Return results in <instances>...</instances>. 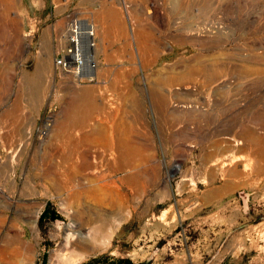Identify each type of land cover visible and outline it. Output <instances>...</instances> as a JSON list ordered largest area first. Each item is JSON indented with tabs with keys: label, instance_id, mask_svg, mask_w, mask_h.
I'll return each mask as SVG.
<instances>
[{
	"label": "rangeland",
	"instance_id": "obj_1",
	"mask_svg": "<svg viewBox=\"0 0 264 264\" xmlns=\"http://www.w3.org/2000/svg\"><path fill=\"white\" fill-rule=\"evenodd\" d=\"M73 19L98 30L94 80L73 85L96 89L99 122L131 120L111 137L137 153L77 198L48 179L84 169L55 131ZM0 190V264L67 259L68 235L99 217L109 237L64 264H264V0H0Z\"/></svg>",
	"mask_w": 264,
	"mask_h": 264
},
{
	"label": "bare ground",
	"instance_id": "obj_2",
	"mask_svg": "<svg viewBox=\"0 0 264 264\" xmlns=\"http://www.w3.org/2000/svg\"><path fill=\"white\" fill-rule=\"evenodd\" d=\"M155 11H156V9H155ZM81 24H82L84 30L85 29L87 30L88 29V26L90 25L89 23H86L84 21ZM93 26H94V29H95L96 34H97V32H98L97 25L93 24ZM99 33H100V31H99ZM94 52L96 53L97 50L95 51L94 49H90V51H88L86 53V60H87V64L88 65L95 58L94 57ZM92 74H93V71H92ZM190 89H192V86L191 87L188 86L186 88V90H190ZM92 138H94V137H92ZM94 139H96V138H94ZM235 139H237V138H235ZM249 141L250 140H248V142ZM255 141H257V140H255ZM113 143H114L113 140H111V143L110 142L109 143H106L101 148H98V149H102V150L101 151L99 150L100 152L99 153H96L95 155H93L90 152L91 150H88L86 152V150H85L84 147H83L84 148L83 150H77L74 147H72L73 149L71 148L72 150H70V153L69 154L67 153L68 155L64 156L65 157V160L67 159L68 161L71 162L72 159L73 160L76 159V158H74L75 155H79L77 157L80 158V154H81V157H82V160H83V163H84V165H83L84 167L83 168L85 169V170L82 169V171H84V173L82 171H79L78 170V168L80 167V166L79 167L77 166L78 165L77 164L78 162L77 163L75 162L76 165L73 164L74 162H72V164H70L71 167L69 165H67L70 168L68 170L64 171V172H66V175H64V174H61V176H58L56 174H54L52 176L49 175V178H48L49 181L52 183V185L54 186V188H57V189H60V190L63 189L65 191L67 190V191H69V193H70V191H72L73 192V196L76 197V198L78 196H80L81 194H86V195L87 194H90V196H96L95 194H97L98 191H102V192L104 191L105 192V190H107L106 189L107 187L109 188L110 186L116 185L115 184L116 181L115 182L114 181H112V182L109 181V182H106V183H103V184H99L103 179H106L104 173L106 171H111L112 172V171H114L116 169H119V170L120 169L121 170L125 169L126 166H128V164H129L128 160L130 158V155L131 156H134V155L137 154L136 152H134V150L132 152H130L129 149L126 148L125 146L115 147L113 145ZM242 143L243 142H240V141H237V142H234V143L228 142L227 143V146H228L227 148H231L232 147V148H234L235 150H238V151H246V150L250 149L249 144L247 145V144H244L243 143L244 144L243 145ZM256 143H258V142H256ZM258 144H260V143H258ZM54 148H55V146H54ZM80 149H81V147H80ZM247 153L249 155L250 151L247 152ZM252 153H253V151H252ZM254 155H255V159H256V156L257 155L256 154H254ZM64 157H63V159H64ZM245 157L246 158H244L243 156L242 157L231 156V157H229L227 159V161L222 162V165L223 166H227V165H232L233 163H236V162L241 161V160H245L246 161L247 156H245ZM133 158H135V156ZM250 159L252 160V158H250ZM63 161L60 164H63ZM68 161H66V163ZM247 161L249 163V159H247ZM105 162H107V164ZM66 163H64V164H66ZM250 163H253V162H250ZM67 164H69V163H67ZM103 164H105L104 168H102ZM250 166H251V164H250ZM99 168L102 171L98 175H96V172H98V169ZM92 169H94L95 171L92 172L91 171ZM46 176H48V175H46ZM95 187H99V188H95ZM109 192H111V191H109ZM71 195H72V193H71ZM106 195H107V191H106ZM71 198L72 197H70V195H69V199H71ZM93 214L95 216L96 213H93ZM100 214H102V216H107V214H103V213H100ZM104 218H106V217H99L98 220H96V219L95 220H93V219L88 220L89 227L87 226L88 227L87 228V231L85 233H80L78 236L76 235L78 238L75 235L74 236L72 235L73 238H70L71 235H68L69 237L66 239L65 248L68 249V252H70L72 254V256H71L72 259L75 258V256H76V250H77L76 248H80L83 251H89V250H92L93 247H95V243H97V242L99 243L101 241H105L109 237L110 231H111L110 229L111 228L109 227L110 225H108L107 222H106L107 219H104ZM86 224H87V221H86ZM15 241H16V239H15ZM17 250L20 251V248H18ZM68 257H69V255H68ZM71 257H69L70 260H68L67 263L72 261L71 260ZM69 258H67V259H69ZM64 259H66V258L63 257V255L60 253V251H56L55 253H53V255L50 258V264H64L66 262ZM73 262H74V260H73Z\"/></svg>",
	"mask_w": 264,
	"mask_h": 264
},
{
	"label": "crops",
	"instance_id": "obj_3",
	"mask_svg": "<svg viewBox=\"0 0 264 264\" xmlns=\"http://www.w3.org/2000/svg\"><path fill=\"white\" fill-rule=\"evenodd\" d=\"M66 1L68 2V0ZM49 16L46 19H49ZM41 37L40 41L46 43L48 34L42 33ZM64 44L66 45V40ZM74 82L78 85L86 84H80L75 79H70L66 83L65 102L61 104L62 111L55 123L56 133L65 138V145L61 148L68 150H72V147L77 150H83L84 148L85 150L97 149L106 143H111V140H113L111 134L115 126L127 129L132 126L133 123L128 117L127 121L115 123L113 114L106 116V122H99L100 109L98 95L95 93L96 89L89 87L81 90L73 85ZM87 82L91 81L87 80ZM73 91L75 92L72 93Z\"/></svg>",
	"mask_w": 264,
	"mask_h": 264
},
{
	"label": "built area",
	"instance_id": "obj_4",
	"mask_svg": "<svg viewBox=\"0 0 264 264\" xmlns=\"http://www.w3.org/2000/svg\"><path fill=\"white\" fill-rule=\"evenodd\" d=\"M82 20L73 19L67 25L66 45L54 60V66L59 72L73 77L78 83L93 81L96 68L94 60L88 65L86 53L96 49V31L93 24L84 30Z\"/></svg>",
	"mask_w": 264,
	"mask_h": 264
},
{
	"label": "trees",
	"instance_id": "obj_5",
	"mask_svg": "<svg viewBox=\"0 0 264 264\" xmlns=\"http://www.w3.org/2000/svg\"><path fill=\"white\" fill-rule=\"evenodd\" d=\"M41 218L43 220L47 218V213L44 212ZM86 264H132V263L130 260H126V259L102 257L99 259L91 260Z\"/></svg>",
	"mask_w": 264,
	"mask_h": 264
}]
</instances>
